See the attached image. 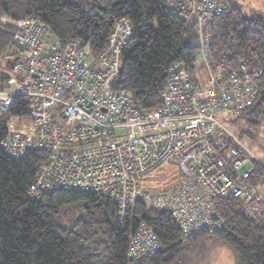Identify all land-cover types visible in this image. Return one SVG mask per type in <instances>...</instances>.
I'll return each mask as SVG.
<instances>
[{
    "label": "built area",
    "instance_id": "obj_1",
    "mask_svg": "<svg viewBox=\"0 0 264 264\" xmlns=\"http://www.w3.org/2000/svg\"><path fill=\"white\" fill-rule=\"evenodd\" d=\"M161 1L172 15L194 23L206 87L198 72L193 80L174 64L165 73L159 107L145 110L126 90L112 88L134 33L125 18L114 20L108 44L95 59L83 41L59 42L45 24L26 19L14 32L23 58L0 90V152L15 160L31 153L44 157L27 191L30 200L55 190L87 192L113 202L121 221L140 202L170 214L185 237L213 234L225 226L214 201L237 200L241 214L251 219L264 206V177L253 183L251 174L259 161L227 126L253 106L262 71L252 63L230 66L211 57L209 27L225 8L221 0ZM114 2L93 0L89 11H106ZM17 97L27 101L26 121L8 115ZM166 163L174 180L151 185ZM160 249L153 230L139 223L127 258L139 260Z\"/></svg>",
    "mask_w": 264,
    "mask_h": 264
},
{
    "label": "trees",
    "instance_id": "obj_2",
    "mask_svg": "<svg viewBox=\"0 0 264 264\" xmlns=\"http://www.w3.org/2000/svg\"><path fill=\"white\" fill-rule=\"evenodd\" d=\"M92 1L0 0V90L7 88L9 73L24 53L14 41V26L6 21L17 24L26 19L45 24L59 42L83 41L95 59L108 44L114 20L125 18L134 33L122 51L112 88L126 90L145 110L159 107L170 66L179 64L195 80L194 23L172 15L161 0H115L106 11L97 7L89 11ZM221 2L225 8L209 27L210 54L214 61L222 58L230 66L248 62L262 71L253 106L235 117L257 131L264 118V20L246 17L234 0ZM8 115L26 121V99L17 97ZM233 122L231 130L236 127ZM232 132L241 139L242 132L234 128ZM42 159L41 153L15 160L0 152V264H178L184 254L208 240L228 249L235 264H264V206L251 219L241 214V202L216 200L224 228L185 237L170 214L140 202L130 205L121 221L113 202L87 192L55 190L30 200L27 191ZM251 174L252 182L258 183L264 177L263 165L254 162ZM139 223L153 230L161 249L131 260L129 238Z\"/></svg>",
    "mask_w": 264,
    "mask_h": 264
},
{
    "label": "rangeland",
    "instance_id": "obj_3",
    "mask_svg": "<svg viewBox=\"0 0 264 264\" xmlns=\"http://www.w3.org/2000/svg\"><path fill=\"white\" fill-rule=\"evenodd\" d=\"M233 1V0H232ZM236 5H239L244 14L248 18H261L264 20V0H234ZM7 24L13 25L6 21ZM197 71L201 78H203V87L207 86L206 78L199 70V60L197 59ZM94 61H89V66L93 67ZM195 72V73H196ZM195 77V75H194ZM14 85L9 90H14ZM236 127H232V130L236 132H242L241 141L251 151L252 155L261 162L264 166V118L260 122L257 131H253L245 126L241 119L232 118ZM231 127L230 124L227 125ZM173 168L170 163H166L160 170L154 172L153 176L156 178L150 182L151 185L156 187H162L169 185L174 180ZM260 193H264V183L260 188ZM263 195V194H262ZM178 264H235L232 253L219 243L213 240L205 241L204 243L196 246L190 253L184 254Z\"/></svg>",
    "mask_w": 264,
    "mask_h": 264
},
{
    "label": "clouds",
    "instance_id": "obj_4",
    "mask_svg": "<svg viewBox=\"0 0 264 264\" xmlns=\"http://www.w3.org/2000/svg\"><path fill=\"white\" fill-rule=\"evenodd\" d=\"M197 71V70H196ZM8 80H9V78H8ZM8 80H7V82H8Z\"/></svg>",
    "mask_w": 264,
    "mask_h": 264
},
{
    "label": "crops",
    "instance_id": "obj_5",
    "mask_svg": "<svg viewBox=\"0 0 264 264\" xmlns=\"http://www.w3.org/2000/svg\"><path fill=\"white\" fill-rule=\"evenodd\" d=\"M263 194V196H264V193H262Z\"/></svg>",
    "mask_w": 264,
    "mask_h": 264
}]
</instances>
